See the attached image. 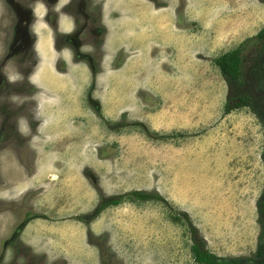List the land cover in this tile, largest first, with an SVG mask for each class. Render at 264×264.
Returning a JSON list of instances; mask_svg holds the SVG:
<instances>
[{
	"label": "rangeland",
	"instance_id": "rangeland-1",
	"mask_svg": "<svg viewBox=\"0 0 264 264\" xmlns=\"http://www.w3.org/2000/svg\"><path fill=\"white\" fill-rule=\"evenodd\" d=\"M72 1L47 13L52 28L38 25L36 51L33 13L5 12L0 76L19 93L0 106V264H198L175 212L212 253L256 262L264 0H90L100 25L80 15L87 0ZM241 45L243 81L231 85L216 60ZM9 63L39 65L26 79ZM243 94L255 107L227 113ZM137 190L167 203L127 200L84 220Z\"/></svg>",
	"mask_w": 264,
	"mask_h": 264
},
{
	"label": "trees",
	"instance_id": "trees-1",
	"mask_svg": "<svg viewBox=\"0 0 264 264\" xmlns=\"http://www.w3.org/2000/svg\"><path fill=\"white\" fill-rule=\"evenodd\" d=\"M257 40L264 41V28L256 36ZM241 45L237 49L227 52L216 60L217 66L220 68L222 75L229 84H240L243 81V54ZM246 107H255L254 99L248 95L243 94L238 97L229 98L226 103V112L230 113L237 109ZM264 120V116H261ZM264 157V155H263ZM132 202H150V201H162L167 203L159 194L150 193L147 191H132L130 193L115 195L110 198L103 199L95 213L86 217L87 222H91L92 218L98 217L105 209L110 206H118L125 201ZM260 209L264 218V199L260 203ZM172 219L178 223H184L188 226V230L192 240L191 251L194 260L198 264H264V242L259 246L256 254V262H249L244 258L240 257H220L212 253L208 247L206 240L201 236L197 227L192 223L189 215L186 213L175 212L172 215Z\"/></svg>",
	"mask_w": 264,
	"mask_h": 264
},
{
	"label": "flooded vegetation",
	"instance_id": "flooded-vegetation-1",
	"mask_svg": "<svg viewBox=\"0 0 264 264\" xmlns=\"http://www.w3.org/2000/svg\"><path fill=\"white\" fill-rule=\"evenodd\" d=\"M46 1L47 0H0V45H2L1 42L4 41L2 34H1V31L3 30L4 25L6 24L5 23V20H6L5 12L7 11L8 13H11V14H16L18 12V13H21L22 15H25L27 13L32 12L34 17H32L30 20V27L34 30V33L37 35L36 36L37 39L32 44L33 45L32 48L36 51V46H37L38 42L40 41L39 30H38L39 26H42V25L47 26V24H45V22H43L45 17H48L47 13L49 11H52V10L57 11V12L60 11V9H61L60 4H61V1H63V0L58 1L56 3L57 7H55V8L52 7L51 9L48 7V4ZM75 1H77V0H75ZM75 1H72L71 6L75 5V3H76ZM20 5L24 8L23 10H20L21 9ZM39 6L42 7L43 9H45V14H44L42 19H41V15L37 11V7H39ZM92 7L93 6L91 5L90 0L85 1L81 5V9L84 10V14L82 12V13H80V15L82 14V17H84L86 22L90 21L93 24L96 22V23H98V25L102 24V16H101L102 8L100 7L99 12L97 13V17H96V15L94 14L95 12H92L90 10ZM63 9H64V7H63ZM72 12H74V11L73 10H65L61 14L69 16V13H72ZM46 14H47V16H46ZM74 15H76V14H74ZM69 23H70V21H69ZM74 24H75V29H76L77 25H78L76 17L74 19ZM14 27H15V20L11 21V26H9L8 28L13 29ZM103 28H105V27L104 26H102V28L100 26L98 27L100 32L104 31ZM61 32L71 33V29L68 32H64V31H61ZM105 35H106V33H104V36ZM54 42H55V40H54ZM7 59H8L7 55L2 57L0 59L1 65L4 62H6ZM10 65L14 70L17 71L18 74L23 76V78L27 79L35 71V69L38 67L39 63L36 65V68L34 70H31V67L25 68L23 66V68H21V66L18 67L17 65H13L12 63H9V65L7 64L5 66V69ZM1 74L2 75L0 76V106H4V107L9 108L10 106L13 105V102L11 100L12 96L19 93L15 90H12V88L15 86V84H18V83L15 82V80H12L11 78H7L3 73H1ZM6 98H7V101L5 103H2L1 100L6 99Z\"/></svg>",
	"mask_w": 264,
	"mask_h": 264
},
{
	"label": "crops",
	"instance_id": "crops-1",
	"mask_svg": "<svg viewBox=\"0 0 264 264\" xmlns=\"http://www.w3.org/2000/svg\"><path fill=\"white\" fill-rule=\"evenodd\" d=\"M122 2H123V4H122L121 6L125 7V6H124L125 0H123ZM125 8H126V7H125ZM122 11H123V13H124V9H123ZM125 14H126V13H125ZM61 17H62V18H61ZM64 17L67 18L68 16H67V15H63V14H62V16L60 15V18H61V24H62L63 21H65V18H64ZM47 26H49L48 28H52V27L49 25V23H47ZM104 27H105V26H104Z\"/></svg>",
	"mask_w": 264,
	"mask_h": 264
}]
</instances>
